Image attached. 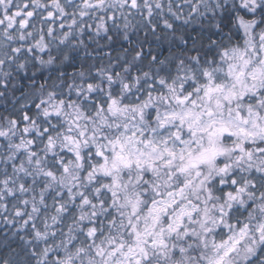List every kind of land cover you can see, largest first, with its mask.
I'll return each mask as SVG.
<instances>
[{"label": "snow or ice", "instance_id": "6c2138e0", "mask_svg": "<svg viewBox=\"0 0 264 264\" xmlns=\"http://www.w3.org/2000/svg\"><path fill=\"white\" fill-rule=\"evenodd\" d=\"M0 264H264V0H0Z\"/></svg>", "mask_w": 264, "mask_h": 264}]
</instances>
